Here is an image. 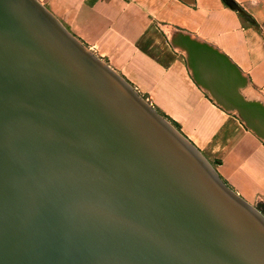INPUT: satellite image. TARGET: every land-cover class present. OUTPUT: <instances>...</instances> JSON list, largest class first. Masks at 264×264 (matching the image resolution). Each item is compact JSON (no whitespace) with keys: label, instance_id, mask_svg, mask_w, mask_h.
<instances>
[{"label":"water","instance_id":"95a60500","mask_svg":"<svg viewBox=\"0 0 264 264\" xmlns=\"http://www.w3.org/2000/svg\"><path fill=\"white\" fill-rule=\"evenodd\" d=\"M0 264H264V215L39 0H0Z\"/></svg>","mask_w":264,"mask_h":264},{"label":"rangeland","instance_id":"374dc122","mask_svg":"<svg viewBox=\"0 0 264 264\" xmlns=\"http://www.w3.org/2000/svg\"><path fill=\"white\" fill-rule=\"evenodd\" d=\"M39 1L47 7L49 0ZM90 1L88 16L71 14L57 18L185 137L190 140L185 133L192 136L201 149L190 141L213 167L223 170L224 175L220 176L228 186L264 215V159L263 162L252 159L255 152L252 141L264 144V92H254L251 86L261 84L260 81L252 82L226 54L236 51L226 49L231 41H245L253 35L220 33L213 27L219 19L213 13L219 9L217 5L222 6L221 1L242 19H249L244 3L179 0L191 12L201 11L200 17L188 18L168 15L167 5L171 7L168 0L154 1L152 6L150 1H141L137 3L142 8L139 11H121L122 6L103 8L106 0ZM178 9L181 15L183 11ZM66 12L75 13V10L68 8ZM222 19L224 23L227 17ZM262 39L264 43V35ZM257 45L256 41L254 55L263 54L264 50L260 51ZM236 71L241 74H235ZM258 73L256 69L253 72L255 76ZM210 106L237 117L247 126L246 130L253 136L247 140L251 147L248 151L237 154L230 143L228 120L217 117Z\"/></svg>","mask_w":264,"mask_h":264},{"label":"crops","instance_id":"0c3cea01","mask_svg":"<svg viewBox=\"0 0 264 264\" xmlns=\"http://www.w3.org/2000/svg\"><path fill=\"white\" fill-rule=\"evenodd\" d=\"M141 1H150L151 6L153 5V2H157L158 0H106L103 4L105 8L106 6L111 9L115 6H122L123 8L121 11H130V10H141V6L137 3H141ZM171 2V7L170 4L167 5V11L168 15H171L173 17L175 16H189L191 15L192 17H200V10H195L192 9V12L190 8L187 6V8L181 6V2L179 0H168ZM218 1V0H217ZM221 1V0H220ZM233 3H244V8H245V13L247 14L246 16L249 19H242L240 15L238 14L237 11H234L230 8H226L223 5V2L221 1V5H217L219 9L215 10L213 13L214 17H219L217 21H214L213 27L215 29V32H236V33H241L245 36L247 35H253L252 38H249L248 40H233L230 42V47H226V49L231 48V50H236L234 52L226 54L236 63L237 67L241 71H245L247 75L251 78L252 82L258 80L260 81L261 84L252 85L251 89L254 92H257V90H260L259 92L263 91L264 92V51L263 54H256L254 55L253 49H254V43L257 41L259 45V50H264V43H263V35H264V0H231ZM57 2V3H56ZM88 2H90L91 6V1L90 0H49L47 3V8L58 18L61 16H69L72 14L74 17H86L89 15L90 12H86V10L90 9V6L88 5ZM96 5H100L97 4ZM172 5H176L177 8H174ZM183 6H186L182 4ZM75 7V8H74ZM131 7V8H130ZM68 8L75 10V13L71 12H66L68 11ZM107 8V9H108ZM180 8L183 13L180 15L179 14V9ZM171 11V12H170ZM141 13V12H139ZM114 15V14H113ZM142 16L141 14H139ZM227 17L226 21L223 23L222 17ZM246 21V22H245ZM228 22V24H227ZM244 23H247L245 25ZM70 23V25H72ZM193 31V30H191ZM256 35V37H254ZM225 48V46H224ZM261 55V56H260ZM259 71L257 76L253 74L254 70ZM241 74L240 72L236 71L235 74ZM258 83V82H257ZM232 90V86H231ZM258 94V93H257ZM253 97H257L256 95H252ZM212 113L219 116V118L222 120H228L229 122V135H230V143L235 146V149L237 151V154L239 153H244V151H248L251 147H249V139H252L253 136L250 132H248L246 129L247 126L244 125L241 121L237 119V117H234L232 115L227 116L226 114H223L220 110L214 109L215 107L210 106ZM228 118V119H227ZM185 133V132H184ZM186 136L190 138L200 149L201 147L199 144L192 138V136L188 135L185 133ZM254 142L255 145V152L254 155L252 156L253 160L263 162L264 159V144L260 143L259 141H252ZM241 159V158H240Z\"/></svg>","mask_w":264,"mask_h":264},{"label":"bare ground","instance_id":"6f19581e","mask_svg":"<svg viewBox=\"0 0 264 264\" xmlns=\"http://www.w3.org/2000/svg\"><path fill=\"white\" fill-rule=\"evenodd\" d=\"M217 171L219 172V174L224 175L223 170L217 169Z\"/></svg>","mask_w":264,"mask_h":264}]
</instances>
